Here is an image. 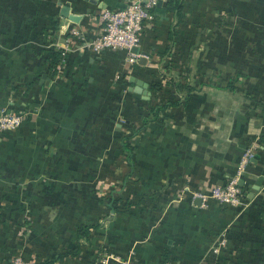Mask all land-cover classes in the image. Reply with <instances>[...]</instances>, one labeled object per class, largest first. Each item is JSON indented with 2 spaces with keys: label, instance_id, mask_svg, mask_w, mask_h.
<instances>
[{
  "label": "crops",
  "instance_id": "obj_1",
  "mask_svg": "<svg viewBox=\"0 0 264 264\" xmlns=\"http://www.w3.org/2000/svg\"><path fill=\"white\" fill-rule=\"evenodd\" d=\"M122 2L0 0V112L15 110L25 117L15 132L0 137V204L21 194L8 187L18 185L31 168L28 154H38L39 142L98 140L110 120L104 118H112L118 131L123 129L116 120L121 113L126 123L138 125L142 106L137 99L142 98L127 90L134 84L128 77L146 80V71L168 44L170 14L155 15V26L143 33L139 46L143 62L135 63L140 66L137 71L124 50L95 54L76 48L80 41L71 40L67 31L76 26L89 35L98 26V13ZM63 4L79 15L78 22L59 15ZM183 11V20L188 13L193 21L203 14L208 17L207 52L195 51L208 67L206 75L222 71L225 76L245 77L243 92L264 94V0H183ZM55 49L61 50L63 58L52 74L48 54ZM119 75L127 81L126 106L119 103L115 90ZM228 81L220 86L192 85L185 101L166 107L128 138L129 171L144 178L133 186L137 189L131 199L143 195L142 203L151 206L149 212L117 216L127 221L129 239L116 240L128 248L129 264H264V212H259L264 205V196L259 197L264 160L256 152L244 169L245 196L238 205L210 198L197 204L191 197L193 191L223 184L238 165L242 150L257 143L264 131V103L240 110L246 102L238 101L225 87ZM147 90L149 98L160 97L148 84ZM263 98L258 99L263 102ZM82 147L71 150L81 157ZM106 230L92 232L98 238L96 246L106 242ZM222 237L225 245L214 250ZM126 248L114 251L120 255Z\"/></svg>",
  "mask_w": 264,
  "mask_h": 264
},
{
  "label": "rangeland",
  "instance_id": "obj_2",
  "mask_svg": "<svg viewBox=\"0 0 264 264\" xmlns=\"http://www.w3.org/2000/svg\"><path fill=\"white\" fill-rule=\"evenodd\" d=\"M190 15L186 14L179 24L169 52L150 66L155 75L193 86H220L229 80L236 99L246 102L240 110L245 107L253 110L261 106L264 98L263 102L258 98L261 95L264 97V94L241 90L245 77L225 76L222 71H216L213 77L206 75L208 67L206 63L201 64L199 58L202 56L195 51L200 48L201 51L204 49V54L207 52L208 17L203 14L193 21ZM162 77L159 100L176 96L164 84ZM115 88L118 90L119 87ZM118 94L119 103L126 106V89L118 90ZM9 113L18 112L13 110ZM117 117V123L123 129L118 131L119 125H113L112 118H104L110 120L104 124V133L98 140L79 142L72 139L71 142L53 144L45 139L39 142L38 154L33 155L32 151L28 154L27 164L31 168L25 171L21 181H13L18 185L8 187L14 189L13 193L21 194L17 200L0 204L2 264H38L76 246L78 252L75 255H68L53 264H129L128 248L121 247L116 239L127 240L130 233L127 221L117 216L149 212L151 206L142 203L143 195L139 199H131V193L137 189L133 186H138L144 178L130 173L128 164L124 162L125 151L120 147V139L126 136L129 144L128 138L133 135L131 131L134 128L127 127L124 114ZM17 127L19 125L0 128V137L11 135ZM79 145L83 146L84 154L81 157L71 150V147L75 149L74 146L77 148ZM248 164L245 163L242 168L241 176ZM235 171L236 166L232 174ZM261 176L264 179V173L261 172ZM260 194L259 197L264 196V180ZM146 197L152 196L148 194ZM92 225L96 227L86 230L87 226ZM103 228L109 229L106 230L109 235L106 242H102L103 245L96 246L98 238L95 239L92 232ZM119 248H126L125 252L120 255L115 253L114 249Z\"/></svg>",
  "mask_w": 264,
  "mask_h": 264
},
{
  "label": "built area",
  "instance_id": "obj_3",
  "mask_svg": "<svg viewBox=\"0 0 264 264\" xmlns=\"http://www.w3.org/2000/svg\"><path fill=\"white\" fill-rule=\"evenodd\" d=\"M155 1L125 0V7H105L98 13V26L93 32L88 35L81 28L72 26L67 30L68 35L71 40L80 41L76 48H86L95 54L124 50L129 63H138L139 57L144 55L139 50L142 32L144 29L153 28L156 23V16L153 13ZM133 47H137L136 53L131 51ZM24 118L22 112H0V128L20 125ZM258 147L255 143L245 148L235 173L229 176L223 184L213 185L206 191H193L191 197L199 198L201 203L210 198L217 203L229 206L238 205L242 198L238 185L242 168L251 160ZM224 245L225 239L222 237L218 240L214 250Z\"/></svg>",
  "mask_w": 264,
  "mask_h": 264
},
{
  "label": "trees",
  "instance_id": "obj_4",
  "mask_svg": "<svg viewBox=\"0 0 264 264\" xmlns=\"http://www.w3.org/2000/svg\"><path fill=\"white\" fill-rule=\"evenodd\" d=\"M163 3H164L163 7L165 8L166 12H168L171 16V21L168 23V30H167L168 44L165 46L163 52L159 53V57H162L163 54H166L169 52L171 45H172V42L174 40V37L176 35L175 26L177 24H179L180 22H182V20L184 18L183 0H164ZM111 7H115V6H111ZM151 29L152 28L144 29V31L142 32V35L145 31H149ZM142 35H141V39H142ZM62 58H63V54H62L60 49L51 50L49 52L48 64H49V68H50V73L53 74L55 72V67L61 61ZM139 68H140V66L138 64L137 65L135 64L133 66V69L135 71H137ZM161 77L162 76H160V78H159V76L155 75V72L150 68L146 71V80L145 81L149 85V89L153 93L154 96H156L157 93H159V91L161 89V80H160ZM162 79H164V84L166 86H168L169 89L176 94V96H174L172 98L171 97L165 98V100H162V99L159 100V97L156 100L152 99L151 97L148 100L137 99L138 101L141 102L140 107L142 106L141 107L142 110L140 109L137 112V118L139 121L138 125H135L134 123L131 124L130 121L127 120V127L128 128H131V127L134 128L131 131V134H134L138 130H141L144 127V125L146 123H148L149 121L156 120L159 116V113L162 110H164L166 107L176 106L179 103H181V101H185L187 99L190 91L194 89V87L191 84L184 83V82H181L179 80H174L172 78L166 79L164 76L162 77ZM115 82H116L117 87H119L118 90L120 91V89L125 88L124 85L126 84L127 81H126L125 77H123L122 75H119L116 78ZM129 84L130 83L128 82V85ZM225 87L229 88V89L230 88L233 89V84L228 81L225 84ZM128 93L129 92L126 91L127 95H128ZM177 94H178V96H177ZM126 138H127L126 136L121 137L120 147L123 151H125L124 162L127 163L130 168H132V161L130 159L131 149H130V146L126 142ZM257 144L259 147L255 150V152L260 156V159L263 161L264 160V131L258 136ZM250 163H251V161H249V164ZM243 176H241V178L244 179ZM240 189L242 192V197L244 198L245 194H244V185L243 184L240 185ZM260 210H261V211H259L260 213L264 212V205L261 206ZM92 227H96V226L95 225L87 226L86 230H88L89 228H92ZM77 252H78V246H76L74 249L66 250L64 252L56 254L55 256H51L49 259H47L43 262H40L38 264H53L55 261L61 260L68 255H75ZM169 264H173V263H169Z\"/></svg>",
  "mask_w": 264,
  "mask_h": 264
},
{
  "label": "water",
  "instance_id": "obj_5",
  "mask_svg": "<svg viewBox=\"0 0 264 264\" xmlns=\"http://www.w3.org/2000/svg\"><path fill=\"white\" fill-rule=\"evenodd\" d=\"M144 1V0H143ZM117 7H125L126 3L122 2V3H118L116 4ZM166 10L164 7H161V0H156L154 7H153V13L157 16H160L161 18H165L164 14H165ZM59 15L69 19L70 21L73 22H78L79 20V15L73 14L71 12H69V6L66 4H63L60 6V10H59ZM132 52L136 53L137 52V47H133L131 49ZM143 58L140 57L138 62H143L142 61ZM129 82H133L134 84L132 86H128L127 90L129 92H134L140 95V97L142 99L148 100L149 99V94L150 92L147 90V83L139 78H135L133 75H130L128 77ZM257 155H254V157H256ZM251 160H253V158H251ZM243 180L239 179L238 180V185H242ZM256 185H253L252 188H256ZM199 198L195 199V203H199Z\"/></svg>",
  "mask_w": 264,
  "mask_h": 264
}]
</instances>
